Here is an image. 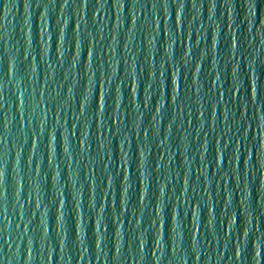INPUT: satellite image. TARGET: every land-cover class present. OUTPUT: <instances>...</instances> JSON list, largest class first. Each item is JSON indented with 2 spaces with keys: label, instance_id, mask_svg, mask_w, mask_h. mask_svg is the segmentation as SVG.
Segmentation results:
<instances>
[{
  "label": "water",
  "instance_id": "obj_1",
  "mask_svg": "<svg viewBox=\"0 0 264 264\" xmlns=\"http://www.w3.org/2000/svg\"><path fill=\"white\" fill-rule=\"evenodd\" d=\"M0 264H264V0H0Z\"/></svg>",
  "mask_w": 264,
  "mask_h": 264
}]
</instances>
